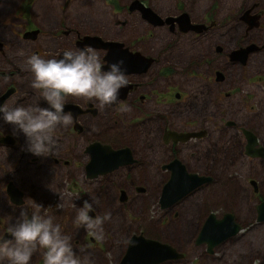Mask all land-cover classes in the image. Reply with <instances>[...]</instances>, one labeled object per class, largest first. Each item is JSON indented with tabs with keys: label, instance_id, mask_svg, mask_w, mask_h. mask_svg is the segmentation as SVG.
Returning <instances> with one entry per match:
<instances>
[{
	"label": "flooded vegetation",
	"instance_id": "af4514ba",
	"mask_svg": "<svg viewBox=\"0 0 264 264\" xmlns=\"http://www.w3.org/2000/svg\"><path fill=\"white\" fill-rule=\"evenodd\" d=\"M134 1L144 7H151L142 0H130L127 7L129 13H138L146 25L145 29L151 31L148 35L146 30L145 37H129L127 22L123 23L125 26H121L124 29L120 31V36L112 37L109 32L104 34L94 26L81 30L70 16L58 19V22L39 21L40 14L34 10L41 8L36 4L38 0H21L18 5H14L13 10L10 9V16L5 17V21L10 20L6 27L13 35L0 36V105L39 104L41 107H48L40 98L39 91L31 86L33 75L26 61L33 54L45 59L59 58L66 50L91 48L100 56L103 70H107L108 49L102 45H93L89 39L97 36L103 42L120 44L125 60L128 61L132 56L138 59L135 61L136 68L133 69L131 65L122 68L130 83L119 90L116 103L101 109L95 100L67 98L64 111L71 112L74 124L56 130L57 144L53 156H37L28 151L24 134L4 122L0 113V173L4 174L0 181V197L8 203L11 210L20 212L26 206V178L22 173L45 172L52 173L55 177L60 172H71L76 168L85 174L87 189L95 188L104 193L108 189L115 190L122 207L126 204V208L130 209L128 204L131 201L142 198L145 205H148L146 215H142L145 217L144 221L155 228V217L159 216L158 226L164 227L166 220L181 217L180 210L186 204L185 201L188 202V207L191 196L205 189L213 190L218 185L220 179L214 172L225 168L229 158L226 152L264 164V156H252L254 150H264V127H253V115L238 109L242 103L247 106L256 99L264 107L263 63L253 72H244L249 65L258 61L256 57L264 56V38L260 35L263 33L262 14L257 10L259 3H253L242 14L234 15L232 10L230 18L223 24L215 20L214 14L218 7L213 5L206 7L199 20L193 19L191 13L182 6L165 16L151 8L161 21L153 23L145 19L140 10L130 9ZM70 5L71 1L68 0L61 7L67 8ZM171 11L169 7L166 12ZM181 14L187 15L188 24H180L175 19ZM171 17L174 20L168 21ZM234 17L239 19L237 24L244 26L243 36L223 42L225 33L238 30L235 26L237 24L232 26L231 23L230 28L224 27ZM182 26H188V29L183 30ZM163 31L166 34L164 37H153L160 36ZM248 46L253 47V50L246 53L244 61L232 54L237 50L243 51ZM21 52L23 55L19 54ZM241 70L243 75H248L251 79L257 78L253 82L261 87L259 91L239 88L238 75ZM123 105L129 106L130 111H121ZM252 113L256 116L255 112ZM247 133L256 138V144L249 153ZM224 138H227V146ZM240 157L234 158L231 163H235V160L238 162ZM93 158L108 171L89 178L86 176V168ZM176 161L187 173L210 179L175 201H170L169 197V203L164 205L161 202L163 188L172 172L178 169ZM146 169L153 173V181L138 179L134 175H141ZM118 178L121 182L117 181ZM237 179L236 175H232L227 183L236 182ZM10 184L21 192V203L11 200L7 190ZM73 185L80 189V184L74 180ZM244 186L249 187L247 198L251 199L252 196L258 200L251 216L255 226L260 225L264 222L257 220L256 207L264 201V184L260 176L252 173ZM151 188L153 191L147 193ZM203 212L198 218L195 233L188 236L185 244L202 247L207 256H214L224 244H236L241 233L244 235V229L253 225L238 221L237 216L230 211ZM211 213L218 219L225 213L232 214L241 229L209 252L207 243L198 244L196 241L203 223ZM89 215L93 218L97 216L95 210L90 211ZM1 220L0 217V224ZM138 224V227L141 226ZM1 231L5 239L10 238L4 228ZM133 235H143L165 243L181 254L178 258H168L158 264H176L186 257V251L177 247L174 240L147 235L145 230H138L127 238L122 257ZM187 235L188 231L185 232V236ZM177 237L180 238L178 233Z\"/></svg>",
	"mask_w": 264,
	"mask_h": 264
},
{
	"label": "rangeland",
	"instance_id": "374dc122",
	"mask_svg": "<svg viewBox=\"0 0 264 264\" xmlns=\"http://www.w3.org/2000/svg\"><path fill=\"white\" fill-rule=\"evenodd\" d=\"M20 1L0 0V25H2L0 27V36L13 35L10 33V29L6 27L10 20L5 21V17L10 16V9L13 10L14 5H18ZM67 1L38 0L36 4H39L41 8L34 10L40 14L39 21L45 23L49 21L58 22L70 16V19L75 20V24L81 30L90 29L94 26L104 34L109 32L112 37H119L120 31L124 29L121 26L124 25V22H127L128 25L126 27L131 38L147 36L146 30L149 33L148 35L151 33L150 30L145 29L146 25L138 13L128 12L127 7L130 0H70V7L62 8L61 6ZM182 1L183 3H181ZM142 2L162 16L174 13L176 11L175 8L182 6L191 13L190 15L193 19L198 20L201 19L206 7L213 5V7H218L217 13L214 15L215 20L220 24L230 18L232 10H234V15L242 14L253 3L257 2L259 3L257 10L262 14L263 33L260 35L264 38V0H142ZM169 7L172 11L166 12L169 11ZM210 11L212 12V10ZM238 21V17H234L224 27L230 28L231 23L233 26ZM235 26L238 30L236 32L235 30H230L225 33L223 42H228L230 38H235L239 35L243 36L244 26L241 24ZM159 35L153 37H164L166 34L163 31ZM213 35L216 36V33L213 32ZM256 59L258 61L249 65L244 70L245 73L255 71L254 69H257L262 63L264 65V56H258ZM242 72L241 70L238 75L240 79L239 88L259 91L261 87L256 82H253L257 78L251 79L248 75H243ZM238 109L241 112H249L253 115L251 123L253 127H264V107L257 102V99L247 104V106L242 103L238 106ZM252 112H255L256 116ZM262 134L264 138V133L262 132ZM226 142L227 138H224L225 146L228 145ZM226 154H228L229 158L227 156L225 168L217 169L214 172V175L218 176V180L220 179L218 185L213 190L205 189L191 196L188 207V202L185 201L184 203L186 204H183L180 210V213H182L181 217L166 220L165 222L167 223L164 227L158 226L159 216L155 217L157 224L155 228L144 221L145 217L142 215H146L148 205H145V201L141 200L142 198L131 201L128 204L130 209L126 208V204L122 207L116 198L117 192L115 190L108 189L104 193L95 188L87 189L86 184L88 182L85 179V174L81 170L77 171L76 168L71 172H60L55 177L52 173L45 172L28 171L22 173L26 178L24 186L28 195L26 206L23 208L31 213L35 210L33 201L42 205L44 208L41 210V214L52 216L53 222L60 225L62 233L71 238V244L77 254L81 257L85 254L89 255L93 264H119L127 238L138 230H145L147 235L157 236L160 239L174 240L177 247L183 248L186 251V257L183 261H179L176 264H264V223L255 226L251 215L258 200H255L252 196L251 199H248L249 187L244 186L252 173L260 176L264 184V164L261 161L241 158L236 153L229 151ZM238 157H240L238 162L235 160V163L232 164V160ZM134 175L138 179L147 180L148 182L154 180L153 173L147 169L141 175L137 173ZM232 175L237 176V181L227 183ZM3 178L4 174L0 173V181ZM257 179L260 181L259 178ZM73 180L80 184V189L78 186L73 185ZM117 181L121 182V179L118 178ZM151 190L153 191L152 188L148 189L147 193L151 192ZM85 200L90 203L98 201L93 203L97 216H102L105 212L111 213V220L103 225V238L100 240L90 235L83 227H77L75 224L77 214ZM57 205L60 206L58 207ZM207 210L217 213L230 211L237 216L238 221L248 224L252 223L253 225L244 227V235L241 233L236 244H224L218 248L214 256H207L202 247L198 248L185 244V240L189 238L188 236L195 233L199 216L203 211ZM137 213L141 216L136 215ZM244 215L245 218H243ZM0 217L2 219L0 234L2 228L7 232V229L19 218V212L11 210L2 197H0ZM138 223L141 226L138 227ZM186 231H188L187 236H185ZM177 233L180 238L177 237ZM81 248H84L85 252H80ZM0 264H7V261H0ZM30 264H43L42 250L38 249L33 254Z\"/></svg>",
	"mask_w": 264,
	"mask_h": 264
},
{
	"label": "clouds",
	"instance_id": "9594fccd",
	"mask_svg": "<svg viewBox=\"0 0 264 264\" xmlns=\"http://www.w3.org/2000/svg\"><path fill=\"white\" fill-rule=\"evenodd\" d=\"M19 54L23 55L22 52ZM26 63L33 75L31 86L39 91L40 98L48 107L3 104L0 105V113L4 122L24 134L27 150L37 156H53L57 144L56 130L74 124L71 112L64 111L68 97L98 101L103 109L116 103L119 90L130 83L122 69V60L108 64L107 70H103L100 56L91 48L66 50L59 58L45 59L33 54ZM121 111H130V108L123 105ZM33 203L35 210L29 215L27 210L21 209L18 220L7 229L11 239L0 234V261L30 264L33 254L40 249L43 264H93L89 255L81 257L77 254L71 238L62 233L52 216L41 214L44 207ZM93 203L83 202L75 224L100 240L103 238V225L111 220V213L105 212L93 218L89 215L94 211ZM80 252H85V249L81 248Z\"/></svg>",
	"mask_w": 264,
	"mask_h": 264
},
{
	"label": "water",
	"instance_id": "95a60500",
	"mask_svg": "<svg viewBox=\"0 0 264 264\" xmlns=\"http://www.w3.org/2000/svg\"><path fill=\"white\" fill-rule=\"evenodd\" d=\"M130 9L140 10L142 16L150 22H161L158 15L154 13L151 8L144 7L137 1L132 2ZM175 19L180 21V24L189 23L186 14H181ZM167 20L173 21L174 19H172L171 17ZM182 29L187 30L188 26H185ZM89 39L90 41H92L93 45H102V47H106L108 49L107 60L109 64L122 60V68H124V66L126 65H131L133 69L136 68L135 61H137L138 59L132 56L130 59H128V61L125 60L124 54L120 49V44L116 42H103L101 38L97 36L89 37ZM251 50H253V47L248 46L243 51L237 50L232 54L237 59H241L242 61H244L246 59V53L250 52ZM247 134V152L249 153V151H251V149L254 148V145L256 144V138L251 135V133ZM252 156H264V150L262 148H258L254 150ZM176 163L178 167L177 171L172 172L170 180L163 188L161 202L164 205L169 203V197H171L170 201H175V199H178V197L185 195L186 193L190 192L191 190L195 189L196 187L204 182H207L210 179L207 176H201L195 173H187L184 167L180 165L178 161H176ZM100 167L101 166L98 165L96 159L93 158L86 168V176L92 178L108 171L105 170V168ZM7 190L13 202L21 203V192L17 188L10 184L8 185ZM256 210L257 220L264 222V201L257 205ZM240 229V225L234 221V217L232 214L225 213L221 218L218 219L214 213H211L203 223L196 242L198 244L204 242L207 243L208 251L212 252L214 246L227 239L228 237L236 234ZM9 237L10 238L6 239H11V236ZM180 256L181 254H178L174 248L165 243L144 237L143 235H133L129 240V245L127 247L126 253L122 257L119 264H158L168 258H178Z\"/></svg>",
	"mask_w": 264,
	"mask_h": 264
}]
</instances>
